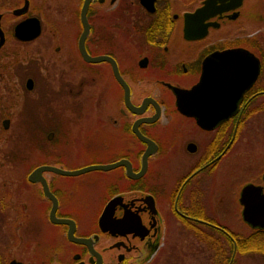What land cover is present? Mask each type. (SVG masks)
<instances>
[{
	"label": "flooded vegetation",
	"instance_id": "1",
	"mask_svg": "<svg viewBox=\"0 0 264 264\" xmlns=\"http://www.w3.org/2000/svg\"><path fill=\"white\" fill-rule=\"evenodd\" d=\"M207 1V16H197ZM247 25L264 26V0H0V264H185L174 225L208 248L196 231L233 232L211 197L226 181L227 157L242 152L244 129L264 123V38L244 34ZM239 47L260 61L244 92L242 60L216 57ZM22 49L35 56L27 65ZM205 61L203 91L180 98L201 81ZM24 82L39 89L28 103L50 105L48 139L92 148L70 170L116 166L72 180L51 170L32 177L67 168L62 155L34 162L23 129L10 132L3 152L1 121L12 118L2 112L18 100L3 94L18 96Z\"/></svg>",
	"mask_w": 264,
	"mask_h": 264
},
{
	"label": "rangeland",
	"instance_id": "2",
	"mask_svg": "<svg viewBox=\"0 0 264 264\" xmlns=\"http://www.w3.org/2000/svg\"><path fill=\"white\" fill-rule=\"evenodd\" d=\"M243 29V33L246 35L248 33L259 31L258 33L264 38V26L262 25H247ZM34 58L35 56L28 53L26 49H22V53L20 54L18 61L19 63L27 65L31 60H34ZM25 82L23 84V87L18 88V96H12L10 94L11 90H8V88H6L7 92L5 93V89H2L4 93L3 99L9 97H18L15 107L10 110L6 109L2 112L3 115H6L9 114V111L11 116L9 118H12L7 128L3 127V119L6 118L5 116L1 121L3 138L5 139L2 143L3 152L7 147L6 140L11 136L10 132L13 130L21 131L23 129L25 131V136L32 132V135H30L28 138L33 141L35 154L33 155L34 158L32 160L34 162L58 160L59 158H61L59 156L62 155L63 159H61V162H63L67 169H72L73 167H76L77 165L88 161L87 156H90V154L92 153V148H85L82 151L79 144L75 140V137L61 139L59 138L61 136L56 133L57 136L55 134L52 139H48V128L53 123L45 121L43 115L50 105L46 104L44 98L40 103V100H37L34 105L28 103L26 99L33 96L38 97L36 93L39 91V89L36 92L35 90L30 91L26 88ZM113 87L114 86L111 85L110 89H112ZM22 113L25 114L24 118L20 116ZM32 114H35L36 117H38L34 118L33 122L30 121L31 117H29V115ZM255 123L253 126L249 125L252 126V128L249 127V129H244L243 131L242 152L227 157V165L225 168L226 181L220 186L221 194H218V188L220 189V187L217 186L218 188L216 189L215 195L213 194V196L211 197L212 207L213 205L215 206L217 204L221 206L220 213H217L216 215L218 221L221 224L231 228L233 230V233H238L237 236H246L252 231L249 225L243 220L240 213V208L242 207L239 204L238 198L240 195L241 187H243V185L248 181L263 184L262 176L264 173V136H259L262 138H257L255 136L259 135L257 131H264V128L261 127L264 123ZM250 130H252L253 132H248ZM24 140H26V138H24ZM95 144L96 140L90 143V145L92 146H94ZM43 146H47L50 149H48V151H45L44 153L40 152V150L44 148ZM32 160L29 159V161ZM67 178L68 180H72L75 177L67 175ZM223 180L224 179H222L221 181L223 182ZM222 239V242L225 243V238ZM191 242L194 243L190 244ZM175 244H178L180 247L183 246L185 248V264H214L216 248H208L204 245V243L198 240H194L191 236L189 237L186 235H182L181 232L176 230L174 225V245ZM232 245L230 244L231 247H227V254L231 255V264H264V254H240L237 249L235 251L234 243ZM196 247H198V251ZM203 247H205V250ZM230 248L232 249V251L230 250ZM191 249H195L197 252H194Z\"/></svg>",
	"mask_w": 264,
	"mask_h": 264
},
{
	"label": "water",
	"instance_id": "3",
	"mask_svg": "<svg viewBox=\"0 0 264 264\" xmlns=\"http://www.w3.org/2000/svg\"><path fill=\"white\" fill-rule=\"evenodd\" d=\"M208 2V1H207ZM209 5H207L205 8H201L197 11L196 15L200 17H205L207 14L203 15L204 11H208L211 2H208ZM231 8V7H227ZM40 33L39 29L32 35V37L38 36ZM220 56H227L230 58H237L242 60V73H243V85L244 87L242 88V92L246 90L248 86H250L257 78L259 71H260V61L259 58L251 52L249 49L245 47H239V48H234V49H228L226 50V53L223 52L222 54H216V57ZM87 59H101V57L98 58H91V57H86ZM112 61V60H111ZM115 66V75L118 81L123 85L126 94V102L130 104V89L128 84L125 82V80L122 78L121 74L119 73V70L117 68L116 63L114 62ZM204 72L201 81L195 85L192 89L190 90H179V97L181 98V95L185 96L188 94H195L196 93H201L205 87V79L204 76L207 73V68H206V61L204 63ZM248 73V75H246ZM33 79H29L27 82L28 88H33ZM246 84V85H245ZM202 106V103L200 104ZM229 108V107H228ZM9 119L4 120L3 124L4 127L7 128L9 126ZM199 122L201 125L205 126L206 120L202 117L199 118ZM53 134L50 133L49 137L52 138ZM143 140H145L148 143H151V140L145 136H141ZM113 166H116V164H109V165H96V166H89L86 168H81V169H76V170H70V169H64V168H59V167H54V166H45L42 167L40 170H36L32 177L37 174V172H42L44 170H51L55 171L60 174H65V175H77L84 173L86 171H90L94 168H104V169H109L112 168ZM263 181H264V174H263ZM239 201L242 205V218L243 220L253 229H263L264 228V186L261 184H256L254 182H248L240 190V195H239ZM114 200L111 201V204H113Z\"/></svg>",
	"mask_w": 264,
	"mask_h": 264
},
{
	"label": "trees",
	"instance_id": "4",
	"mask_svg": "<svg viewBox=\"0 0 264 264\" xmlns=\"http://www.w3.org/2000/svg\"><path fill=\"white\" fill-rule=\"evenodd\" d=\"M195 236L199 240H207L209 245L211 246L210 248L214 249L216 248L215 251V258H218L220 256V253H223V257L225 259L222 260V262H214V264H229V261L231 259V255L227 254L228 248L231 247L230 244L232 245L234 243V240H237L238 242V247L237 251L240 254H255V253H261L264 254V229L262 230H253L246 236H237L238 233H233L231 232V236L223 231H211L209 235L206 238L202 237L201 232H195ZM219 234V235H218ZM221 235V236H220ZM236 236V237H235ZM222 238H225V243L222 242ZM230 243V244H229ZM225 244V246H224ZM233 247V245H232ZM232 251V249L230 248Z\"/></svg>",
	"mask_w": 264,
	"mask_h": 264
}]
</instances>
